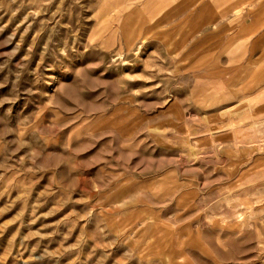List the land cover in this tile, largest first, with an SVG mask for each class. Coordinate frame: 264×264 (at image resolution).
Listing matches in <instances>:
<instances>
[{
    "label": "rangeland",
    "instance_id": "obj_1",
    "mask_svg": "<svg viewBox=\"0 0 264 264\" xmlns=\"http://www.w3.org/2000/svg\"><path fill=\"white\" fill-rule=\"evenodd\" d=\"M197 8L0 0V264H264V109L198 95Z\"/></svg>",
    "mask_w": 264,
    "mask_h": 264
},
{
    "label": "crops",
    "instance_id": "obj_2",
    "mask_svg": "<svg viewBox=\"0 0 264 264\" xmlns=\"http://www.w3.org/2000/svg\"><path fill=\"white\" fill-rule=\"evenodd\" d=\"M197 4L198 50L200 47H220L218 51L214 49V59L207 64L204 62L203 67L198 59V95L202 85L204 94L221 100V110L232 108L229 106L231 101L249 100V97L255 99L257 108L264 109V65L259 67L258 61L249 60L247 50V47H264V0H253L252 6H246V0H197ZM230 6L236 9V16L230 15ZM217 11L219 19L215 17ZM250 104L245 107V115L264 116V111L254 113L253 104ZM229 133L223 134L230 136ZM233 145V141H229L222 147Z\"/></svg>",
    "mask_w": 264,
    "mask_h": 264
}]
</instances>
